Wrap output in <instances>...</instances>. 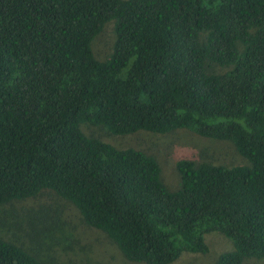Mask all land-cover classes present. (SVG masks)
I'll use <instances>...</instances> for the list:
<instances>
[{
	"label": "trees",
	"instance_id": "obj_1",
	"mask_svg": "<svg viewBox=\"0 0 264 264\" xmlns=\"http://www.w3.org/2000/svg\"><path fill=\"white\" fill-rule=\"evenodd\" d=\"M81 124L185 129L230 141L244 164L181 149L169 191L151 150ZM43 192L130 263L207 254L211 232L233 244L215 264L264 262V0H0V205ZM0 264L48 263L0 236Z\"/></svg>",
	"mask_w": 264,
	"mask_h": 264
},
{
	"label": "rangeland",
	"instance_id": "obj_2",
	"mask_svg": "<svg viewBox=\"0 0 264 264\" xmlns=\"http://www.w3.org/2000/svg\"><path fill=\"white\" fill-rule=\"evenodd\" d=\"M111 41L112 35L107 29L96 37L92 51L98 59H103L106 44ZM80 129L85 135L109 142L116 148L151 150L160 162V178L169 191L179 187L174 158L181 149L194 150L198 156L204 154L209 160L216 156L226 166L244 164L230 141L204 138L185 129L164 135L139 131L126 136L109 135L88 124H81ZM0 236L27 250H35L48 264H135L123 259L105 235L87 227L70 203L51 192L0 205ZM204 238L209 249L207 254L183 253L172 264H215L220 254L233 250L232 242L217 232L206 234ZM255 261L248 263L264 264L261 260Z\"/></svg>",
	"mask_w": 264,
	"mask_h": 264
}]
</instances>
